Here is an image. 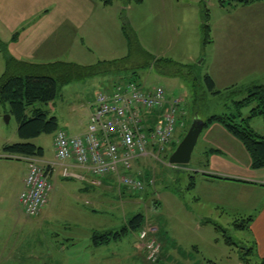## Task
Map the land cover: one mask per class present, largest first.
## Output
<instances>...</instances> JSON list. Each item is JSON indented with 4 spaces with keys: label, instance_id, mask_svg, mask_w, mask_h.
I'll use <instances>...</instances> for the list:
<instances>
[{
    "label": "rangeland",
    "instance_id": "374dc122",
    "mask_svg": "<svg viewBox=\"0 0 264 264\" xmlns=\"http://www.w3.org/2000/svg\"><path fill=\"white\" fill-rule=\"evenodd\" d=\"M220 1H223V5ZM226 2L229 0H112L109 5L99 2L100 14L105 17V20L100 18V22L104 21L100 40L97 41L98 37L94 35L85 41L83 47L80 44L77 47L79 50L75 49L73 57L62 58L64 62L80 65H95L123 57L127 58L126 61L119 69L60 85L53 101L45 105L37 103L32 108H40L47 112L48 117H56L58 128L78 131L87 124L81 104H87L95 96L97 83L108 88L133 80L145 87L162 86L169 98L179 97L182 100L183 112L179 117L184 127L180 133L181 128L177 129L174 136L176 141L182 140L195 116L206 120L215 114H236L233 101L246 96L242 90L252 85H264V46L261 45L264 6L261 14L257 2L248 5H228ZM205 13H208L207 36L202 32ZM125 23L134 30L139 47L145 53L171 63L160 60L146 65V58L135 48L130 52L121 32ZM3 69L4 61L0 53V75ZM181 69H184L183 74L177 75ZM184 73H188V76ZM206 75L210 76L216 90L223 91L221 94L209 90ZM233 85L238 88L234 93L224 91ZM251 106L238 111L245 117ZM32 108L27 110L28 115L32 114ZM248 125L256 133L264 134L261 116L248 120ZM17 126L16 115L9 103L1 104L0 152L5 143L23 142L17 135ZM210 126L200 132L187 164L168 163L178 143L165 145L155 159L142 158V165L136 170L142 173L146 182L138 193L122 192L123 188L116 186L113 174L109 178H99L103 184L90 189V203L84 204L88 218L81 221L75 230L82 234L87 226H91L106 232L121 233V237L99 249H94L89 242L87 245L84 239L79 238L80 243L73 252H62L57 256H70L77 264H91L98 258L99 264H109L111 261V264H145L142 258H138L142 250L147 264H182L183 258L187 260L186 264H245L246 259L250 264L261 263L262 259L255 252L244 254L253 247L247 219L256 212L254 207L249 206L251 201L245 202L246 197L242 196L245 193L235 192L231 205L215 209L206 197L208 193H204L200 185L196 189L191 187L194 182L192 177L196 175L194 168H210L211 159L205 151L219 136ZM52 135L44 133L28 142L47 148L49 155L54 151ZM229 137H232V142L224 139L222 142H226L228 150L245 164L250 159L248 153L235 137ZM148 150H151V146ZM154 152L157 153V149ZM146 162L149 163L146 165ZM134 170L132 160L131 171ZM253 173L258 172L249 165L248 174ZM12 193L5 205L0 206V235L4 234L9 241H22L25 237L20 234L30 225L25 221L35 216L28 217L18 200L11 198ZM198 195H204L202 200H196ZM136 214L144 218L142 227L146 236L148 234L147 239L159 247L156 262L148 259L146 251L141 248L142 243L137 237L139 228L133 229L129 225V220ZM57 224L61 222L43 221L39 224V237L41 233L43 235L40 238L42 246L20 247L22 254L19 264H37V259L32 257L46 261L47 257L54 256L47 249L53 241L52 235L56 232L63 236L67 231ZM37 250L41 255L34 254Z\"/></svg>",
    "mask_w": 264,
    "mask_h": 264
},
{
    "label": "crops",
    "instance_id": "0c3cea01",
    "mask_svg": "<svg viewBox=\"0 0 264 264\" xmlns=\"http://www.w3.org/2000/svg\"><path fill=\"white\" fill-rule=\"evenodd\" d=\"M99 2L95 3L93 0H0V43L3 46V48L0 46V53L4 61L3 72L6 68L5 61L7 57H13L18 61L29 64L65 61L62 58L63 56L73 57L76 53L75 49L79 50L77 47L80 44L83 47L85 41L92 39L94 35L98 37L97 41H99V36L104 29V21L100 22V18L105 20L104 14H100L99 4L101 3ZM257 3L262 14L264 1ZM261 45L264 46V36L261 39ZM96 85L98 86V91H110L113 86L118 84H114L108 88L101 86L100 82ZM142 87L145 88L143 85ZM98 91H96L95 96L92 97L90 102L81 104L84 118L87 117V124L83 125L81 130L71 132L66 128H58L56 131L65 130L72 137L84 135L88 128L89 116ZM159 115L160 113L157 112H149L145 115V124L149 128H152ZM210 125L219 134L213 140L214 143L211 144V147L205 151V154L211 159L210 168H194L196 175L192 177L194 181L192 188L196 189L200 185L204 193L209 194H206V197L215 209L231 205L234 201L233 195L235 192L245 193L242 195L246 197L245 202L251 201L252 203L249 206L254 207V210L256 209L255 214H253L251 221L248 223L253 238V247L248 255L255 252L256 256L263 260L264 167L258 169L252 168L250 159H247L245 164L241 163L238 157L228 150L226 142H222V139L232 142L233 139H230L232 137H229L231 136L229 135L230 133L218 123L209 124L207 127L209 128ZM182 129H180L179 133L182 132ZM56 131L52 135V145ZM178 141L171 143L170 146L178 143ZM5 145L6 143L3 144L2 152H0V206L5 205L12 191L11 198L14 197L15 200H18L27 172L25 157L5 154L3 152ZM41 148L43 149V155L38 160L43 170L49 174L52 189L40 213L33 219H30V221H25L27 223L30 222V225L29 229L24 230L20 234V236L25 237L24 240L9 241L4 234L0 235V264H19V260L21 259L20 254H22L19 251L20 247L23 248L24 246L27 248L31 247V245L33 247L34 245L38 247L42 246L40 238L43 235L41 233L39 237V224L43 221L61 222L60 225L57 224L58 227H64L67 231L63 236L54 232L52 235L53 241L47 247L50 252H53L54 256L47 257L46 261L39 260L38 258L40 257H32L37 259V264H77L70 256L60 258L57 254L73 252L80 243L79 238L84 239L87 245L89 242L94 249H99L100 246H105L112 241L118 240L112 239L109 243L95 245L93 243V236L95 234H104L106 233L105 230H99L91 226H87L85 232L82 234L75 230L79 227L81 221L88 218V211L85 210L84 204L90 203V189L95 186H101L103 181H100L99 178L91 175L86 169L75 164L72 159L57 161L54 151L48 155L47 148ZM151 151L154 152L151 149L148 150V154L133 159L134 171L135 173H139L141 177H143L142 173L136 169L142 165V158L151 157L155 159L149 154ZM148 163L146 162L145 164L147 165ZM249 165L253 170H257L258 173L248 174ZM64 168L67 169V176L63 174ZM243 170L247 173L243 174ZM110 176L102 178H109ZM70 178L73 181H68ZM114 179L116 186L123 188L122 192H126L127 189L125 187L117 185L115 175ZM144 182L146 181L144 180ZM149 182H153V180H149ZM203 196L198 195L196 200H202ZM142 229L144 228L141 227L140 230ZM109 232L112 231L109 230ZM80 235H84V237ZM91 240L92 243H90ZM141 248L145 252L142 246ZM34 254L41 255L38 253V250ZM142 254L143 252L140 250L138 258H142L145 264H147L148 262L145 260L144 254ZM159 254L160 250L155 262ZM147 258L150 259L149 257ZM102 260L104 261L105 257ZM182 261V264H186L187 260L183 258ZM99 262L98 258L96 262L92 261L91 264H99Z\"/></svg>",
    "mask_w": 264,
    "mask_h": 264
},
{
    "label": "built area",
    "instance_id": "2783aa9c",
    "mask_svg": "<svg viewBox=\"0 0 264 264\" xmlns=\"http://www.w3.org/2000/svg\"><path fill=\"white\" fill-rule=\"evenodd\" d=\"M181 105L182 100L168 98L162 86L143 88L137 82L128 81L113 86L110 91L100 90L84 135L72 137L65 130L56 131L53 139L55 158L57 161L72 159L97 178L113 174L118 186L138 193L145 183L140 174L131 171L132 160L148 154L149 146L152 150L157 149V153H149L157 158L165 145L175 141L177 129L183 127L179 117L183 112ZM151 111L160 115L149 128L145 124V115ZM24 159L27 172L18 202L28 217H34L46 204L52 183L36 157ZM63 174L68 175L66 168ZM138 238L148 257L155 261L158 246L147 239L143 229Z\"/></svg>",
    "mask_w": 264,
    "mask_h": 264
},
{
    "label": "trees",
    "instance_id": "16d2710c",
    "mask_svg": "<svg viewBox=\"0 0 264 264\" xmlns=\"http://www.w3.org/2000/svg\"><path fill=\"white\" fill-rule=\"evenodd\" d=\"M98 1L104 5H109L112 0ZM259 1L263 0H229L226 3L228 5H248ZM220 4L223 5V1H220ZM207 19L208 13H205L204 22L202 23V32L205 36L209 33ZM121 29L130 52L135 48L137 52L146 58L144 61L146 65L150 63L154 64L160 60L164 63H171L164 59H155L152 55L145 53L139 47L134 30L127 23L123 24ZM0 46L3 48L1 43ZM126 59L124 57L111 62L101 61L95 65H80L64 61L29 64L18 61L13 57H7L5 71L0 75V105L9 103L11 111L16 115L18 121L17 135L23 142L6 144L3 147V152L7 155L14 156L41 157L43 155V149L28 141L44 133H54L58 129V123L56 117H48L45 110L32 107L37 103L45 105L53 101L60 85L83 79L95 73L119 69ZM180 72L176 74L182 75L184 69H181ZM184 74L188 76V73ZM205 81L212 93L221 94L223 92L215 89L214 83L209 75L205 76ZM228 90L234 93L238 88L233 85L230 88L224 89V91ZM242 92H245L246 96L241 100L233 101L237 109L236 114L224 113L211 115L204 120V127L212 123L222 125L246 150L251 160V167L258 169L264 167V134L260 135L256 133L248 125V120L255 116H261L264 121V85H252L244 88ZM250 105L252 106L250 107L248 115L243 117L238 109ZM30 107L32 108V114L28 115L27 109ZM191 187H193V182L191 183ZM143 220L144 218L141 214H136L129 220V225L133 229L139 228L140 230L143 226ZM247 221L250 222L251 217H248ZM120 237L121 233L117 232H106L100 235L95 234L93 236V243L95 245L105 244L109 243L112 239L116 240ZM250 251L251 248H248L244 254L247 255ZM245 264H250L247 259ZM258 264H264V259Z\"/></svg>",
    "mask_w": 264,
    "mask_h": 264
},
{
    "label": "water",
    "instance_id": "95a60500",
    "mask_svg": "<svg viewBox=\"0 0 264 264\" xmlns=\"http://www.w3.org/2000/svg\"><path fill=\"white\" fill-rule=\"evenodd\" d=\"M204 126L205 121L195 116L191 121L185 136L178 143L175 150L170 154L168 158V163L170 165H184L190 161L192 151Z\"/></svg>",
    "mask_w": 264,
    "mask_h": 264
}]
</instances>
